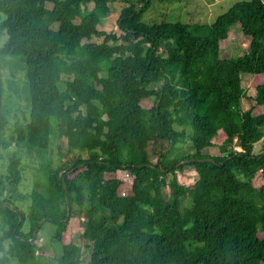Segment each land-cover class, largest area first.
Returning <instances> with one entry per match:
<instances>
[{"label": "trees", "instance_id": "16d2710c", "mask_svg": "<svg viewBox=\"0 0 264 264\" xmlns=\"http://www.w3.org/2000/svg\"><path fill=\"white\" fill-rule=\"evenodd\" d=\"M109 1L0 0V144L15 119L9 55L25 63L30 107L9 141L43 153L53 121L65 139L26 211L9 195L19 160L0 172V264H82L83 247L87 264H264V182L252 181L264 180V0L236 1L212 23H148L152 0H126L118 31H104ZM237 23L248 50L221 57ZM245 73L256 95L243 109ZM220 131V154L207 153ZM186 165L198 175L189 185L177 176ZM75 216L82 244L66 231ZM46 222L63 243L47 261L35 236Z\"/></svg>", "mask_w": 264, "mask_h": 264}, {"label": "rangeland", "instance_id": "374dc122", "mask_svg": "<svg viewBox=\"0 0 264 264\" xmlns=\"http://www.w3.org/2000/svg\"><path fill=\"white\" fill-rule=\"evenodd\" d=\"M239 0H152V5L144 15V21L148 23L159 22L161 20H175L179 19L183 22H206L212 23L216 17ZM126 5V0H110L109 1V13L102 17L98 28L104 31H118L116 26V20L120 14L121 9ZM93 3H88L85 8L91 9ZM6 40L5 33L0 36V46ZM95 41H100V38H94ZM249 39L244 36L239 23L235 24L229 31L228 37L221 43L222 51L221 57H228L230 55L240 56L247 52ZM3 64L2 69V82L4 87V105L10 106L11 101H8V95L11 93L12 110L11 116L15 117L14 120L9 122L8 128L4 132V141L7 142L6 146L0 144V172L6 170V166L11 162L12 157L19 160L17 168L19 170V179L13 190H10L9 195L17 198L15 201L22 209L27 210V205L30 203V193L33 188L40 186L44 181V173L42 165L44 162H48L51 167H56L60 162V154L58 152V142H61L62 146H65V139H61L57 136L55 129V122H52L51 140L49 148L45 152H39L37 150H29L26 147H18L13 141H9L12 123L18 122L20 125H25L28 121L30 107H28L25 96L28 93V82L26 77V68L24 61L15 56L9 55L6 59L1 61ZM252 77L249 73L242 75V85L246 90L247 97H244L241 102L243 109L248 108L253 103V97L256 95L255 88L251 85ZM22 96V97H21ZM250 97V98H249ZM17 101V102H16ZM16 102V104H15ZM17 107V108H15ZM261 107H257L253 110V113H259ZM262 109V108H261ZM18 124V125H19ZM225 134L219 132L212 139L213 145L206 148V152L214 155L220 154L219 145L224 140ZM186 149V153L191 151L188 148L187 141L183 144ZM253 151L255 153L261 152V142H257L254 145ZM120 176L126 180H130V176L122 171ZM177 176L182 184H192L198 177L195 169L192 166L186 165L183 170L177 171ZM239 178L242 175L237 173ZM253 184L260 186L263 184V176L261 172H258L253 178ZM190 197H185L182 205H190ZM72 226H68L67 233L71 239L77 244H82L79 238L82 229L80 227L77 216L72 218ZM71 220V221H72ZM25 229H27L25 227ZM55 225L46 222L41 229L36 233V242L43 247L44 260L48 258H55L62 252V241L56 240L53 237ZM90 260V248L83 247L82 264H87ZM10 264H31V263H18L16 258H11Z\"/></svg>", "mask_w": 264, "mask_h": 264}]
</instances>
